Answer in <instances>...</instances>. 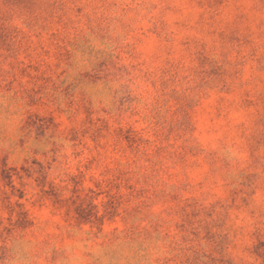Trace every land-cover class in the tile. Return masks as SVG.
Returning a JSON list of instances; mask_svg holds the SVG:
<instances>
[{
    "label": "rangeland",
    "instance_id": "rangeland-1",
    "mask_svg": "<svg viewBox=\"0 0 264 264\" xmlns=\"http://www.w3.org/2000/svg\"><path fill=\"white\" fill-rule=\"evenodd\" d=\"M0 264H264V0H0Z\"/></svg>",
    "mask_w": 264,
    "mask_h": 264
}]
</instances>
